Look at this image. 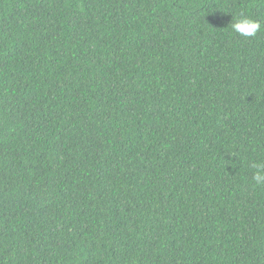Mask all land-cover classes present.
<instances>
[{
	"label": "trees",
	"instance_id": "trees-1",
	"mask_svg": "<svg viewBox=\"0 0 264 264\" xmlns=\"http://www.w3.org/2000/svg\"><path fill=\"white\" fill-rule=\"evenodd\" d=\"M254 161L264 0H0V264H264Z\"/></svg>",
	"mask_w": 264,
	"mask_h": 264
},
{
	"label": "clouds",
	"instance_id": "clouds-1",
	"mask_svg": "<svg viewBox=\"0 0 264 264\" xmlns=\"http://www.w3.org/2000/svg\"><path fill=\"white\" fill-rule=\"evenodd\" d=\"M260 23L244 14L232 17L230 22L231 30L242 37H253L260 30ZM251 167L256 171L252 175V179L256 185H264V163L252 162Z\"/></svg>",
	"mask_w": 264,
	"mask_h": 264
}]
</instances>
